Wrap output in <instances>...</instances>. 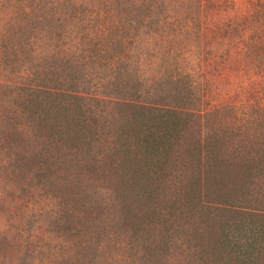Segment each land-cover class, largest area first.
<instances>
[{
    "label": "rangeland",
    "instance_id": "374dc122",
    "mask_svg": "<svg viewBox=\"0 0 264 264\" xmlns=\"http://www.w3.org/2000/svg\"><path fill=\"white\" fill-rule=\"evenodd\" d=\"M94 2L129 24L111 72L78 6L0 19L91 40L0 90V264H264V0Z\"/></svg>",
    "mask_w": 264,
    "mask_h": 264
},
{
    "label": "trees",
    "instance_id": "16d2710c",
    "mask_svg": "<svg viewBox=\"0 0 264 264\" xmlns=\"http://www.w3.org/2000/svg\"><path fill=\"white\" fill-rule=\"evenodd\" d=\"M0 0V19L4 25L17 24L19 25L23 20L29 19L31 17L38 18L39 21H45V26L51 22H59L60 16L54 18L50 14L47 15V10L52 9L55 13L59 12L61 9L59 4L66 2L67 6L74 7L78 6L79 10L71 14V20L74 25L81 27V30L85 31L86 35L95 33L100 35L98 38V43L101 46L99 49L101 51H106L108 54L104 56L101 52L97 51L96 55H93L92 60L99 61L103 63V66L107 68L110 72L117 68L119 61L127 58V51L129 48V24L126 25L119 23L113 17V14L107 15L106 13H101L99 9L95 7L96 0ZM109 0H100L101 4L108 2ZM47 6H49L47 8ZM95 7V8H94ZM40 12L38 15L35 12ZM50 12V11H49ZM53 12V11H52ZM66 11H61L59 15H63ZM35 14V15H34ZM61 26H63L61 24ZM63 32L69 36V42L66 43V47H59L55 43L56 37L50 36L53 43H45L46 33H44L42 39L35 36L33 30L31 33L22 34L18 36L20 32L12 31V36L16 40L15 42L10 40L9 43L0 45V90H7L8 93H12L15 89L19 92L21 90H32L38 91L43 88V85L34 83V78L31 75H35L38 79L49 78L48 74L51 71L47 70L50 67L49 63L53 62V57H74L71 61H77L79 59H84L87 55L81 54L85 51L91 44V40L88 39L82 43V39L78 41L75 36H71L64 29ZM1 35V32H0ZM118 46L122 47V50ZM47 48H56L58 50L48 52ZM118 47L119 53H114V48ZM126 51V53H125ZM80 52V53H79ZM59 55H53V54ZM75 55V56H73ZM91 56V55H90ZM89 56V57H90ZM22 58V59H21ZM26 58V61L23 59ZM20 62L26 64V66L20 67L19 69H13L7 71V65L11 62ZM36 63L38 67L42 69L38 71L37 69L33 71L32 64ZM12 65V64H11ZM100 66V64H99ZM98 68L100 69V67ZM45 68V69H44ZM38 72V73H37ZM59 79V76H57ZM102 78V77H101Z\"/></svg>",
    "mask_w": 264,
    "mask_h": 264
}]
</instances>
